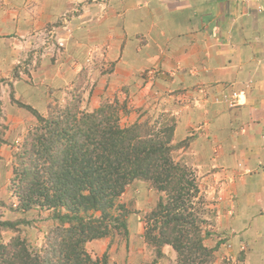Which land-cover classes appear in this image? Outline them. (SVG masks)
<instances>
[{"label": "crops", "instance_id": "1", "mask_svg": "<svg viewBox=\"0 0 264 264\" xmlns=\"http://www.w3.org/2000/svg\"><path fill=\"white\" fill-rule=\"evenodd\" d=\"M48 36L62 47L54 64L35 56ZM85 62L98 98H126V127L158 108L175 117V142L193 137L199 174L225 201L217 253L264 264V0H0V78L18 72L15 100L27 77L71 89Z\"/></svg>", "mask_w": 264, "mask_h": 264}, {"label": "trees", "instance_id": "2", "mask_svg": "<svg viewBox=\"0 0 264 264\" xmlns=\"http://www.w3.org/2000/svg\"><path fill=\"white\" fill-rule=\"evenodd\" d=\"M13 78L18 79L17 71ZM12 91L11 103L28 111L37 125L13 155L8 191L16 204L0 202V207L14 212L51 210L56 225L35 247L18 229L30 222L0 218V231L13 234L8 240L0 237V264H106L105 254L92 258L86 246L117 232L127 237L126 217L134 212L116 202L135 181L161 194L146 215L142 233L156 256L163 257L162 248L169 246L176 258L167 264H213L219 244L209 247L205 241L214 234L208 227L215 214L192 204L198 185L172 153L186 148L193 137L174 144V116L162 112L123 127L119 112L126 98L121 104L103 98L88 111L78 96L69 95L65 103H48L40 114L15 100ZM2 111L0 103V115ZM3 135L0 131V146L5 144Z\"/></svg>", "mask_w": 264, "mask_h": 264}, {"label": "rangeland", "instance_id": "3", "mask_svg": "<svg viewBox=\"0 0 264 264\" xmlns=\"http://www.w3.org/2000/svg\"><path fill=\"white\" fill-rule=\"evenodd\" d=\"M49 36H51V34ZM49 36L46 39L42 38L41 41L44 42V45L42 44L36 46V49H39V53L35 56L47 54V58H50V63L54 64L53 61L56 60V55H60L62 51L53 38H49ZM47 43L48 45H45ZM51 58H53V61H51ZM99 64V62L96 63V65ZM90 65L92 64L88 62L82 64L84 67L79 72V76L75 79L71 88L74 93L68 92V90H70L68 88L62 89V87L58 86L57 81L60 79V76L54 77V75L51 74L50 77L45 79V81L35 79L36 84L33 79L27 77L28 81L26 80V83L28 85H24L29 89L18 90V92L23 95L18 99V101L29 105L40 114H45V107L48 103H52L53 105L56 101H59L60 104L65 103L64 101L69 97V95L73 97L78 96L81 100L82 108H85L86 110H91L94 106V103L90 100L92 92H95V94H93V100L95 101L96 106L99 105L103 98L111 100V98H109L111 96L106 97L104 95L102 98H98L96 96V92L102 91L99 87L100 73L98 71L94 72ZM53 78L56 80H52ZM80 78L83 79L82 84L78 81ZM14 80L16 79L9 75L8 77L5 76L0 78V103L3 109L1 112L2 114L0 115V131L4 133L3 137L5 140V144L0 146V202L4 203L5 206L16 204L15 200L11 197L8 191L9 177L12 170L11 165L15 163L13 156L14 152L19 150V147L22 145L28 131L37 125L36 119L28 111L11 103L10 93L12 89V92L15 94ZM10 83L13 85L12 89L8 85ZM121 91H124V88H122ZM121 91H119L120 94H126ZM41 93L43 94V101L40 100V97L42 96ZM88 94L90 95L88 96ZM151 104H149L148 110L151 107ZM128 105V103H125L124 108L120 109L119 112V121L123 127L130 125V120L125 119L126 107H128ZM137 106L138 103L136 104V107ZM151 110L152 109H150V111L146 110L147 114L145 113L141 115L143 117L141 122L147 118L155 119L160 117L162 112L165 113L164 111H160L161 109L158 108L152 111ZM169 115L171 114L169 113ZM135 116L136 114L133 115L132 120ZM176 143L178 144L179 142L174 141V144ZM189 145L186 148L177 149L172 153V156L175 161L182 162L190 169L194 180L198 185L199 191L197 197L192 200L194 207H205L207 210L214 212L215 214L210 221L213 226L208 227L210 231L214 232V234H212V236L205 241V245L214 247L216 244H219L220 247L221 244L227 240V237H229V234L221 233L220 231L222 230L221 227L226 225L228 222L227 218H224V215L220 213V209H222V205L225 202L224 198H221V184L218 181L209 183L208 180L203 179L204 177L199 174V168L197 166L199 158L192 155L193 152L190 150ZM160 195L161 194L157 193V191L150 188L148 183L135 181L128 185L125 192L116 202V205H124L126 210L134 212L126 217L128 231L127 237L121 232H117L101 240L89 243L86 246V249L90 256L92 258H101L102 255L105 254L107 257L106 264H167L168 262H173L176 258V254L171 247L164 246L162 248L163 257L158 258L153 248L147 245L142 237L146 224V215L153 210V207L157 203ZM228 210L230 211L229 207L225 209V215L230 216V213L227 212ZM112 212L115 215L118 211ZM0 218L4 221L10 220L17 222L24 219L23 221L30 222L29 225H19L18 229L21 237L26 239L35 247H38L36 245H39L43 241L46 231L56 225V221L52 219L51 210L34 209L28 212L18 213L9 211L5 207H0ZM218 221L219 223L222 222L220 226L218 225ZM11 236H13V234L9 231H0V237L4 240H8ZM223 249L227 251L228 247L223 246ZM225 251L222 255L215 252L213 264H240L239 261L242 259V254H240V257L237 255L235 258Z\"/></svg>", "mask_w": 264, "mask_h": 264}, {"label": "built area", "instance_id": "4", "mask_svg": "<svg viewBox=\"0 0 264 264\" xmlns=\"http://www.w3.org/2000/svg\"><path fill=\"white\" fill-rule=\"evenodd\" d=\"M237 103V96L235 94L232 95V98L230 100L229 106H233Z\"/></svg>", "mask_w": 264, "mask_h": 264}, {"label": "clouds", "instance_id": "5", "mask_svg": "<svg viewBox=\"0 0 264 264\" xmlns=\"http://www.w3.org/2000/svg\"><path fill=\"white\" fill-rule=\"evenodd\" d=\"M51 28H53V27H51ZM58 44V43H57ZM58 46H59V48H62L59 44H58ZM82 79V78H81ZM65 102V101H64ZM98 107V106H97ZM88 111H91V110H88ZM18 213H20V212H18ZM92 243V242H91ZM87 250V249H86ZM94 258V257H93ZM95 258H97V257H95Z\"/></svg>", "mask_w": 264, "mask_h": 264}]
</instances>
